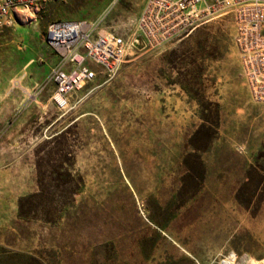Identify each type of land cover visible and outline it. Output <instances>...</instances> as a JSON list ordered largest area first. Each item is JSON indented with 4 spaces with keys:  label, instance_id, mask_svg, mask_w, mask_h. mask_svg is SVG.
<instances>
[{
    "label": "rangeland",
    "instance_id": "obj_1",
    "mask_svg": "<svg viewBox=\"0 0 264 264\" xmlns=\"http://www.w3.org/2000/svg\"><path fill=\"white\" fill-rule=\"evenodd\" d=\"M143 2L53 0L0 30V264H264V105L248 97L231 17L134 47L66 114L44 93L17 114L20 91L4 97L18 74L35 88L50 72V23L101 18L132 39ZM34 194L44 202L19 218Z\"/></svg>",
    "mask_w": 264,
    "mask_h": 264
},
{
    "label": "built area",
    "instance_id": "obj_2",
    "mask_svg": "<svg viewBox=\"0 0 264 264\" xmlns=\"http://www.w3.org/2000/svg\"><path fill=\"white\" fill-rule=\"evenodd\" d=\"M53 0H0V30L17 24L11 9L32 13ZM195 0H144L133 24L132 39H123L95 21L59 20L50 23L43 43L55 63L43 81L25 91L22 107L36 103L45 92L58 111L68 113L73 97L98 79L108 84L134 54L155 52L193 32ZM203 23L233 19V48L241 78L256 105H264V0H203ZM11 90L20 89L19 82ZM75 105V104H74Z\"/></svg>",
    "mask_w": 264,
    "mask_h": 264
},
{
    "label": "trees",
    "instance_id": "obj_3",
    "mask_svg": "<svg viewBox=\"0 0 264 264\" xmlns=\"http://www.w3.org/2000/svg\"><path fill=\"white\" fill-rule=\"evenodd\" d=\"M71 184L74 188V194L78 191H80L81 188V180L79 179V177H73L71 178ZM73 192V191H72ZM42 194H34V195H28V196H23L20 197L18 199L17 202V207H18V212H17V216L19 218H27V212L30 211V209L35 208L36 206H34V204H41L43 201V196H41ZM44 202V201H43ZM46 223H49L47 217L43 218ZM22 264H34L33 262H30L28 260H23Z\"/></svg>",
    "mask_w": 264,
    "mask_h": 264
},
{
    "label": "crops",
    "instance_id": "obj_4",
    "mask_svg": "<svg viewBox=\"0 0 264 264\" xmlns=\"http://www.w3.org/2000/svg\"><path fill=\"white\" fill-rule=\"evenodd\" d=\"M45 48H46V50H47V52H49L50 54H52L48 49H47V47L45 46ZM52 57H53V65H54V63H55V57L53 56V54H52ZM52 65V66H53ZM51 69V68H50ZM15 81H17V82H19V84H20V89H18L19 91H20V93H21V95H22V98H23V101L21 102V104L18 106V107H16L15 108V110H14V112L17 114L19 111H20V107L24 104V102H25V91H30V89H32L33 87V85L31 86V88H30V86H29V84H34V85H36V83L35 82H32V79L30 78V76L27 74V73H23V74H18L16 77H14L11 81H10V84L12 85ZM12 88H8L7 89V92H6V94H5V96L4 97H9V96H11L12 97V95H14L13 94V91L14 90H11ZM44 94H46L47 95V97H48V100H49V102H51L50 101V92H45ZM78 94L79 93H77L74 97H73V100L72 101H74V99L75 98H77V96H78ZM42 96V95H41ZM40 96V97H41ZM39 99V98H38ZM38 101V100H37ZM34 104V103H33ZM21 117H19L18 118V120H17V122L19 121V119H20Z\"/></svg>",
    "mask_w": 264,
    "mask_h": 264
},
{
    "label": "bare ground",
    "instance_id": "obj_5",
    "mask_svg": "<svg viewBox=\"0 0 264 264\" xmlns=\"http://www.w3.org/2000/svg\"><path fill=\"white\" fill-rule=\"evenodd\" d=\"M202 6L203 0H195L194 6V23H193V31L202 26L203 23V15H202ZM28 13H21L20 10L11 9V17L13 21H20L22 18H25ZM219 264H239L234 255H230L228 258L220 262Z\"/></svg>",
    "mask_w": 264,
    "mask_h": 264
}]
</instances>
